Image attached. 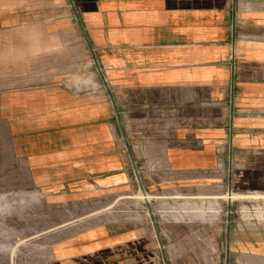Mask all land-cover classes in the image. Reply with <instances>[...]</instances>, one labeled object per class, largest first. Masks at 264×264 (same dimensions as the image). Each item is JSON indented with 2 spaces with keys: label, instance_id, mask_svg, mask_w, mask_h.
I'll return each instance as SVG.
<instances>
[{
  "label": "crops",
  "instance_id": "obj_1",
  "mask_svg": "<svg viewBox=\"0 0 264 264\" xmlns=\"http://www.w3.org/2000/svg\"><path fill=\"white\" fill-rule=\"evenodd\" d=\"M3 30L32 107L48 125L82 127L47 136L82 192L91 177L128 179L120 136L135 173L111 91L150 193L214 205L264 193V0H0Z\"/></svg>",
  "mask_w": 264,
  "mask_h": 264
},
{
  "label": "rangeland",
  "instance_id": "obj_2",
  "mask_svg": "<svg viewBox=\"0 0 264 264\" xmlns=\"http://www.w3.org/2000/svg\"><path fill=\"white\" fill-rule=\"evenodd\" d=\"M7 33L0 31V264H264V193H232L230 205L181 204L144 187L146 201L121 136L115 151L128 179L110 187L91 177L82 192L79 168L47 152L56 146L48 135L82 127L48 125L46 111L32 107Z\"/></svg>",
  "mask_w": 264,
  "mask_h": 264
},
{
  "label": "water",
  "instance_id": "obj_3",
  "mask_svg": "<svg viewBox=\"0 0 264 264\" xmlns=\"http://www.w3.org/2000/svg\"><path fill=\"white\" fill-rule=\"evenodd\" d=\"M99 69H100V68H99ZM104 82H105V84H106L107 89L110 91V88H109V86H108V84H107V82H106L105 79H104ZM110 95H111V99H112V101H113V103H114V106H115L116 114H117V116H118L119 125H120L121 131H122V133H123V135H124V139H125V141H126L127 149H128V151H129V153H130V155H131V158H132V161H133V165H134V168H135V172H136V175H137V179H138V182H139L140 188H141L142 192H146L145 189H144V185H143V182H142L141 175H140V173H139V171H138V169H137L136 161L134 160L133 155H132V152H131L130 143H129V141H128V138H127L126 135H125V131H124V128H123V124H122V120H121V117H120V113H119V110H118L117 104H116V102H115V100H114V96L112 95L111 91H110ZM153 221L155 222L154 219H153ZM155 228H156V226H155ZM156 229H157V228H156ZM158 237H159V234H158ZM159 241H160V247H161L162 250H163V249H164V245H163V243H162V241H161L160 238H159Z\"/></svg>",
  "mask_w": 264,
  "mask_h": 264
},
{
  "label": "bare ground",
  "instance_id": "obj_4",
  "mask_svg": "<svg viewBox=\"0 0 264 264\" xmlns=\"http://www.w3.org/2000/svg\"><path fill=\"white\" fill-rule=\"evenodd\" d=\"M123 136H124V135H123ZM141 193L144 195L146 201H148L146 193H145V192H141ZM231 194H232V193H231ZM231 194L229 195V200L232 199V195H231Z\"/></svg>",
  "mask_w": 264,
  "mask_h": 264
}]
</instances>
